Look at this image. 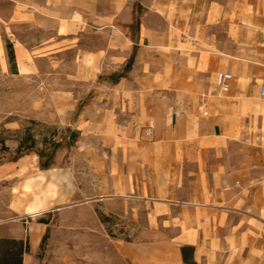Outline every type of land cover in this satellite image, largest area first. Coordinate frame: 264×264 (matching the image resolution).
<instances>
[{"label": "crops", "instance_id": "0c3cea01", "mask_svg": "<svg viewBox=\"0 0 264 264\" xmlns=\"http://www.w3.org/2000/svg\"><path fill=\"white\" fill-rule=\"evenodd\" d=\"M101 1L0 0L17 73L34 51L79 66L68 98L86 100L71 115L90 168L1 221L0 239L20 264H185L183 245L197 264H264V0H141L135 24V0ZM141 206L148 238L98 215L140 228Z\"/></svg>", "mask_w": 264, "mask_h": 264}, {"label": "rangeland", "instance_id": "374dc122", "mask_svg": "<svg viewBox=\"0 0 264 264\" xmlns=\"http://www.w3.org/2000/svg\"><path fill=\"white\" fill-rule=\"evenodd\" d=\"M100 4L107 5L106 0ZM144 10L141 0H135L134 19ZM27 35L37 40L46 36L34 29H29ZM3 40L0 37V222L20 215L17 211L32 208L36 201L68 191L65 182L72 172L81 179L90 173L83 152L78 150V143L84 144V140L81 131L73 126L76 114L71 115L68 98L70 88H74L70 83L76 81L70 74H77L79 66L68 55L63 68L53 71L50 56H35L34 51L28 56L33 70L24 67L22 73H12L2 49ZM85 102L82 99L73 113H78ZM29 135L36 146L30 152L17 154L20 140ZM140 212V228L129 216H111V234L128 240L150 237L149 232L139 231L146 224V209L141 206ZM12 248L10 240L0 239V264H15Z\"/></svg>", "mask_w": 264, "mask_h": 264}, {"label": "trees", "instance_id": "16d2710c", "mask_svg": "<svg viewBox=\"0 0 264 264\" xmlns=\"http://www.w3.org/2000/svg\"><path fill=\"white\" fill-rule=\"evenodd\" d=\"M134 21L135 22H139V17L135 18ZM6 50H7L8 61H9V64H10L11 71H12V73H17L15 53H14V49H13L12 43L9 40L6 41ZM132 60H133V55L130 58V60L128 61V64L126 65V68H129L131 66ZM13 66H14V68H13ZM52 144L56 146L58 143L54 141V142H52ZM35 146H36V141H35L34 137L29 135V136H26V137H24V138H22L20 140L16 152L19 155L25 154L27 152L32 151ZM3 148L6 149V150L8 149V147H6L5 145H4ZM98 215H99L101 221L104 224H106V226L108 228V231L111 233V231L109 229V226H108V222L110 220L111 215H106V214H104V213H102L100 211H98ZM181 251H182L183 260H184L185 264H197L194 261V259H193V251H194V247L193 246H191V245H183L181 247ZM14 258H15L14 259L15 264H20L21 263V261H20L21 259L19 257H17L16 252H14Z\"/></svg>", "mask_w": 264, "mask_h": 264}, {"label": "built area", "instance_id": "2783aa9c", "mask_svg": "<svg viewBox=\"0 0 264 264\" xmlns=\"http://www.w3.org/2000/svg\"><path fill=\"white\" fill-rule=\"evenodd\" d=\"M233 76L229 72L220 71L216 75L215 84L221 92H227L230 89V84ZM260 97L264 99V82L260 86ZM152 127L148 128V133H150Z\"/></svg>", "mask_w": 264, "mask_h": 264}]
</instances>
